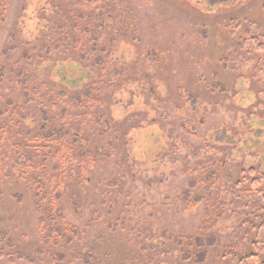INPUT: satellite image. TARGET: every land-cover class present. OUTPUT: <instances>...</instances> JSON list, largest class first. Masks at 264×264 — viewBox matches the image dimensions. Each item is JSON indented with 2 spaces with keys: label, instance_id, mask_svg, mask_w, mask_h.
<instances>
[{
  "label": "rangeland",
  "instance_id": "374dc122",
  "mask_svg": "<svg viewBox=\"0 0 264 264\" xmlns=\"http://www.w3.org/2000/svg\"><path fill=\"white\" fill-rule=\"evenodd\" d=\"M263 40L264 0H0V264H264Z\"/></svg>",
  "mask_w": 264,
  "mask_h": 264
},
{
  "label": "trees",
  "instance_id": "16d2710c",
  "mask_svg": "<svg viewBox=\"0 0 264 264\" xmlns=\"http://www.w3.org/2000/svg\"><path fill=\"white\" fill-rule=\"evenodd\" d=\"M96 0H89V2H95ZM193 6V5H192ZM103 9V8H102ZM240 26V23L239 24H237V27H239ZM87 34H89L90 35V43H91V45H93V49L96 47V42H95V39H93V33L92 32H90V31H88V32H86ZM65 38H67V41H69V43H68V45H69V47H71V48H77V47H79V40L77 39V40H74V39H72V40H74L73 42H72V40H70V37L69 36H66ZM64 38V39H65ZM264 41V40H263ZM64 43V42H63ZM253 47V46H252ZM243 47H242V45L240 44V45H238V47L237 48H233V49H231V53L229 54V58L228 59H230V60H232L233 62H235V61H237V59H239V62L238 63H240V61L242 60V59H244L245 57L243 56V54L241 53V49H242ZM261 48L262 47H260V46H258V47H256V50L257 51H261ZM255 51V50H254ZM253 51V52H254ZM87 56H88V54L87 53H83V55H81V59H85V60H87L88 58H87ZM251 56H253V53H252V55ZM254 56H256V55H254ZM257 58H258V60H257V62H256V65L257 64H259V63H261V60H260V58L257 56ZM243 62H244V60H243ZM100 63H101V61H100ZM214 80L215 81H217V83L215 84V85H213V89H212V92H215L216 94H224L225 93V90L223 89V88H221V83H220V81H219V75H217V74H214ZM27 96H29V94L27 95ZM62 97H65L64 96V94H62ZM67 114H68V112H64V115H66L67 116ZM47 115H48V113L47 112H45V116H46V119H47V121H49L50 119H48V117H47ZM52 130V131H51ZM57 130V128L55 127V126H50V128H49V131L48 132H44V133H42L41 134V136L39 137V141H40V143H41V145H43V147L44 146H46V144H51V143H53L52 142V140H54L55 139V134H54V131H56ZM64 135H66V132H64ZM51 145H53V144H51ZM74 145L76 146L77 145V143L75 142L74 143ZM53 148L54 147H52V148H49V153L50 154H52V152H53ZM65 150V149H64ZM18 162H19V160H18ZM57 172H58V170H57ZM61 178V176L59 175V179ZM210 179L211 178H214L213 180L214 181H217L216 180V174H215V172L213 171V172H211L210 173V177H209ZM58 178H57V180H59ZM36 182L38 183V186H40V187H42L43 186V182H40L39 180H36ZM190 186L191 187H193L194 189L195 188H197L198 186H197V184L196 183H191L190 184ZM185 198L188 200H193V203H194V206H198L200 203H201V201L203 200V198L202 197H200V198H198V197H195L194 195H193V192H190V191H188V192H186L185 193ZM210 207H212V206H210ZM210 209V208H209ZM211 210V209H210ZM52 233H54V231H51V234ZM178 240H180V239H178ZM182 240V239H181ZM181 244V243H180ZM195 244L198 246V247H200V248H202V247H204V248H210V249H212V254L213 255H215V257L214 258H216V257H220V255H219V250L220 249H223L224 248V242H223V240H221V239H219V238H217L215 235H213V236H210V237H207V238H203L202 236L201 237H199L198 239H196L195 240ZM223 250H225V248L223 249ZM222 251V250H221ZM184 253H186V252H184ZM189 256V255H188ZM210 262H212V256L211 255H209V253H208V251H206V250H204V253L202 254V258H201V260H200V264H208V263H210ZM196 264V263H195ZM198 264V263H197Z\"/></svg>",
  "mask_w": 264,
  "mask_h": 264
}]
</instances>
